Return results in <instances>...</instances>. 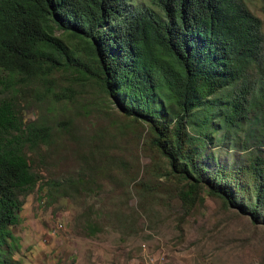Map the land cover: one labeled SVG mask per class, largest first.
Masks as SVG:
<instances>
[{"label": "trees", "instance_id": "obj_1", "mask_svg": "<svg viewBox=\"0 0 264 264\" xmlns=\"http://www.w3.org/2000/svg\"><path fill=\"white\" fill-rule=\"evenodd\" d=\"M55 72L145 124L182 201L204 191L264 222V153L242 137L264 113V31L244 0H0V264H21L10 226L40 178L30 154L69 131L24 120L16 97L54 94Z\"/></svg>", "mask_w": 264, "mask_h": 264}, {"label": "rangeland", "instance_id": "obj_2", "mask_svg": "<svg viewBox=\"0 0 264 264\" xmlns=\"http://www.w3.org/2000/svg\"><path fill=\"white\" fill-rule=\"evenodd\" d=\"M262 21L264 0H244ZM54 94L18 92L24 120L52 115L54 136L10 226L21 264H264V222L198 191L182 201L179 178L150 144L145 124L123 115L93 81L53 74ZM60 89L62 91H60ZM62 92L65 97L61 96ZM49 107V109H45ZM51 107V108H50ZM244 146L264 153V113L249 114ZM230 162L229 152L219 157Z\"/></svg>", "mask_w": 264, "mask_h": 264}]
</instances>
